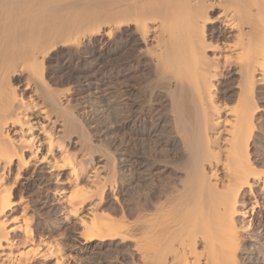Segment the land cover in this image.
Masks as SVG:
<instances>
[{
    "label": "bare ground",
    "instance_id": "1",
    "mask_svg": "<svg viewBox=\"0 0 264 264\" xmlns=\"http://www.w3.org/2000/svg\"><path fill=\"white\" fill-rule=\"evenodd\" d=\"M0 264H264V0H0Z\"/></svg>",
    "mask_w": 264,
    "mask_h": 264
},
{
    "label": "rangeland",
    "instance_id": "2",
    "mask_svg": "<svg viewBox=\"0 0 264 264\" xmlns=\"http://www.w3.org/2000/svg\"><path fill=\"white\" fill-rule=\"evenodd\" d=\"M140 145H141V144H140ZM140 145H139V146H140ZM141 146H142V147H138V148L136 147V148H137V152H141V151H143V145H141ZM144 146H145V145H144ZM139 148H140V149H139ZM165 176H166V175H165ZM165 176H164V178H165V179H168V176H167V178H166ZM164 178H163V181H165ZM166 181H167V180H166Z\"/></svg>",
    "mask_w": 264,
    "mask_h": 264
}]
</instances>
